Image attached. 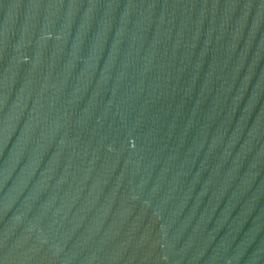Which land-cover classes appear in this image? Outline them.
Wrapping results in <instances>:
<instances>
[{
	"label": "water",
	"instance_id": "95a60500",
	"mask_svg": "<svg viewBox=\"0 0 264 264\" xmlns=\"http://www.w3.org/2000/svg\"><path fill=\"white\" fill-rule=\"evenodd\" d=\"M0 264H264V0H0Z\"/></svg>",
	"mask_w": 264,
	"mask_h": 264
}]
</instances>
